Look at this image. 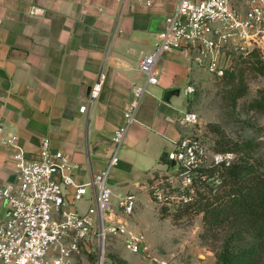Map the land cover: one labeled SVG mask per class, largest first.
I'll list each match as a JSON object with an SVG mask.
<instances>
[{
  "label": "crops",
  "instance_id": "crops-1",
  "mask_svg": "<svg viewBox=\"0 0 264 264\" xmlns=\"http://www.w3.org/2000/svg\"><path fill=\"white\" fill-rule=\"evenodd\" d=\"M175 6V0H154L149 5L141 0H0L4 136L17 137L30 155L48 138L52 150L69 156L78 182L103 169L111 137L126 123L133 88L145 82L138 62L154 49L163 19ZM157 69L158 81L146 86L119 147L118 163L108 176L114 202L126 192L135 194V212L126 221L129 229L141 234L142 203L154 209L156 204L144 179L170 169L166 161L172 143L191 132L190 124L182 121L186 113L182 94L197 70L176 51L161 55ZM100 74L97 99L80 112ZM176 88L180 94L164 101V92ZM11 153L0 142L1 187L13 183L17 175ZM141 193L145 194L140 197ZM6 212L0 199V220ZM114 236L122 244L113 245L115 262L149 264L144 254L128 255L123 237Z\"/></svg>",
  "mask_w": 264,
  "mask_h": 264
},
{
  "label": "built area",
  "instance_id": "built-area-1",
  "mask_svg": "<svg viewBox=\"0 0 264 264\" xmlns=\"http://www.w3.org/2000/svg\"><path fill=\"white\" fill-rule=\"evenodd\" d=\"M141 1L149 5L154 0ZM175 1L174 11L164 17L162 30L156 34L154 49L138 62L145 82L133 88L124 113L126 123L111 137L112 153L105 167L87 181L75 179V165L63 151L52 150L48 138H43L38 151L30 155L17 137L4 136L0 126V142L12 149L17 172L13 183L0 186V199L7 207L0 220V264H107L106 239L112 235H121L130 253L147 252L144 236L129 229L126 221L135 211V194L126 192L112 202L108 176L118 163L119 147L146 86L158 81L159 58L167 52H179L194 67L218 79L237 55L255 51L264 59V0ZM102 80L100 74L80 112L97 99ZM193 90L191 85L184 89L186 93ZM182 121L194 124L197 115L186 112ZM167 160L176 161L174 170L191 181L192 173L203 162V151L194 137L186 135L172 143ZM149 187L156 202L168 199L156 187ZM81 201L87 202L85 208L79 206Z\"/></svg>",
  "mask_w": 264,
  "mask_h": 264
},
{
  "label": "rangeland",
  "instance_id": "rangeland-1",
  "mask_svg": "<svg viewBox=\"0 0 264 264\" xmlns=\"http://www.w3.org/2000/svg\"><path fill=\"white\" fill-rule=\"evenodd\" d=\"M235 63L233 83L241 80L246 92L234 104L230 103L227 96L232 84L215 78L203 69L197 68L193 78L186 84L194 88L191 93L184 91L182 94L186 112L197 115V122L190 124L191 132L188 135L199 142L203 151V162L199 168L217 166L223 160L225 164L246 162L264 171V102L260 103L262 109L252 107L254 100L264 96V59L256 52L242 55ZM228 140L229 145L237 143L239 151L221 152ZM144 180L151 198L149 186L156 187L160 193L168 196L164 203L152 198L156 203L155 209L142 203L139 230L145 238L147 252L144 256L149 264L158 261L167 264H219L226 238L220 232L211 235L206 231L201 212L183 210V204L196 194L195 186L191 185L192 180L188 181L187 177L180 174V170L168 169L163 173L153 172ZM198 189L203 191L204 187L199 186ZM142 194L145 193H141L140 197ZM163 207L166 208L164 213ZM113 245L122 246L117 236L106 239L107 264H115Z\"/></svg>",
  "mask_w": 264,
  "mask_h": 264
},
{
  "label": "trees",
  "instance_id": "trees-1",
  "mask_svg": "<svg viewBox=\"0 0 264 264\" xmlns=\"http://www.w3.org/2000/svg\"><path fill=\"white\" fill-rule=\"evenodd\" d=\"M252 53L256 52L247 55ZM239 57L242 55L234 57L232 66L220 78L232 84L227 91L232 104L246 92L241 80L233 83ZM262 102L264 96L254 100L252 107L262 109ZM220 136L223 138L222 132ZM229 142L221 152L239 151L237 143L229 145ZM166 164L169 167L168 161ZM191 185L195 186L196 194L183 204V210L201 212L206 231L224 235L227 243L220 253L219 264H264V171L246 162L222 161L217 166L196 169ZM199 186L204 190L200 191ZM165 210L163 207L162 212Z\"/></svg>",
  "mask_w": 264,
  "mask_h": 264
},
{
  "label": "water",
  "instance_id": "water-1",
  "mask_svg": "<svg viewBox=\"0 0 264 264\" xmlns=\"http://www.w3.org/2000/svg\"><path fill=\"white\" fill-rule=\"evenodd\" d=\"M181 92V89L180 88H176V89H170V90H166L163 94V100L168 102L170 100L171 97L173 96H178ZM110 144L113 148V142L110 141ZM112 148H111V151H110V154L109 156L111 155L112 153ZM176 161L174 160H171L170 163H169V167H170V170H174L176 168Z\"/></svg>",
  "mask_w": 264,
  "mask_h": 264
}]
</instances>
